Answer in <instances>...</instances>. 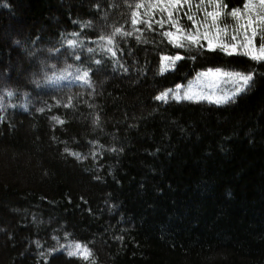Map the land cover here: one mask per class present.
Here are the masks:
<instances>
[{"label": "trees", "instance_id": "16d2710c", "mask_svg": "<svg viewBox=\"0 0 264 264\" xmlns=\"http://www.w3.org/2000/svg\"><path fill=\"white\" fill-rule=\"evenodd\" d=\"M151 3L0 0V264H264V63L177 47L156 9L133 26ZM223 3L232 32L245 0ZM187 11L177 27L195 31ZM217 67L254 73L234 102L156 99ZM76 68L87 82L43 79Z\"/></svg>", "mask_w": 264, "mask_h": 264}, {"label": "snow or ice", "instance_id": "6c2138e0", "mask_svg": "<svg viewBox=\"0 0 264 264\" xmlns=\"http://www.w3.org/2000/svg\"><path fill=\"white\" fill-rule=\"evenodd\" d=\"M207 3L212 10H208V7H205ZM188 5V11L184 12L186 18L192 22L195 31L185 32L183 29L178 28V20L183 9L184 5ZM143 5L138 4L137 8L142 7ZM149 11L146 12V15L149 19L141 21L136 12H133L132 25L136 26L138 23L143 22L148 24L151 27V9L158 10L162 16L166 14V19H161L155 21L161 27L165 23H169L173 28H176V32L166 31L163 34L168 37L169 42L180 48H187L189 45L198 46L206 48L208 51L216 52L219 51L226 56H235L242 55L247 57L251 61L256 63H264V0H245L243 5V10L239 7L232 8L228 15H230L236 21V27L232 32L227 31V26L221 27L218 24V20L224 14L227 5L223 3V0H199V3L196 5V9L203 13V20H198L196 18V12L192 11V0H153L149 6ZM176 13L175 17L173 13ZM210 20V22H209ZM203 28V31H201ZM121 29L117 28L115 33H120ZM75 35V33H73ZM125 35H132L131 32L125 33ZM103 39L101 38V47H104ZM139 39V37H137ZM182 41H186L184 43ZM204 41L205 43H201ZM19 43V41H17ZM76 40L69 39L67 44L69 46H75ZM89 53L93 52L94 49L89 47L87 49ZM49 53L58 52V49L55 46L48 49ZM106 54H110L112 57L116 56V51L113 47V39L111 37L107 38V47ZM31 55V53H29ZM76 59L79 60L80 57L76 56ZM182 57L177 54L172 57H163L160 71L163 72L166 68L174 66L175 62ZM167 61L168 63H164ZM97 64L100 63L99 60L96 61ZM115 63V60H114ZM54 67V65H53ZM71 67V65H69ZM127 71V69H125ZM90 73L88 70L81 71L80 68H76L75 73H68L67 69L63 70L60 75L52 73V75H45L43 79L45 81H59L62 79H67L69 76H75L76 80L88 81ZM222 77L228 78V80L233 84L234 90L223 97H218L214 100L216 104L227 103L229 99H232L242 93L253 80L254 73L249 71L247 73L240 71H224L223 69L217 68H208L204 72L197 73V82L198 83H207L209 87L214 85ZM4 79V74L0 73V80ZM39 83V81H37ZM171 91L172 97L176 100L186 99V100H201L209 99L210 102H213L209 97L205 96L203 93L195 92L192 89L191 82L187 90L183 91L181 94V85L177 84L174 90H166V92L161 93L156 97L157 100L165 99L167 92ZM7 95L11 97L13 95L12 91H7ZM2 100V97H0ZM27 108V105L24 106ZM37 111L43 112L44 109L40 108ZM4 117L0 116V120H3ZM58 123H62L59 120V117H52ZM98 119V118H97ZM95 123V121H94ZM65 152H68L69 149L65 148ZM114 151V149H113ZM71 155L79 157L78 152H73ZM37 247L40 246L39 241H36ZM75 251L69 250L67 252L68 256H73L77 254H89V250L84 247L82 248L80 244L74 245ZM52 251V249H49ZM41 255H44L42 252Z\"/></svg>", "mask_w": 264, "mask_h": 264}, {"label": "rangeland", "instance_id": "374dc122", "mask_svg": "<svg viewBox=\"0 0 264 264\" xmlns=\"http://www.w3.org/2000/svg\"><path fill=\"white\" fill-rule=\"evenodd\" d=\"M163 58V57H162ZM162 58H161V63H162ZM164 63H168L167 61H164ZM171 67L166 68V70L170 69ZM225 77H222L221 79H219L214 85H212L211 87L208 86L207 83H198L197 82V76H195L192 80H191V85H192V89L195 92H200L203 93L205 96L209 97L213 102L211 103H215L214 100L218 97H223L224 95H226V93L224 94H220L217 95V91L219 90L221 84L223 82H226V79H224ZM188 83L186 86L185 85H181V94H183V91L187 90L189 87ZM175 89V88H174ZM172 89V90H174ZM166 92V91H165ZM164 93V92H162ZM168 100H176L172 97V93L171 91L167 92V95L165 97V99H162L161 101H168ZM204 101L210 102L209 99H202ZM216 104V103H215Z\"/></svg>", "mask_w": 264, "mask_h": 264}]
</instances>
